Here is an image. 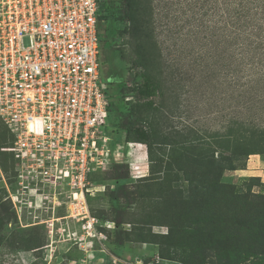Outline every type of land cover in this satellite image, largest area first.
Here are the masks:
<instances>
[{
	"label": "rangeland",
	"instance_id": "rangeland-1",
	"mask_svg": "<svg viewBox=\"0 0 264 264\" xmlns=\"http://www.w3.org/2000/svg\"><path fill=\"white\" fill-rule=\"evenodd\" d=\"M142 6L144 39L160 56V93L149 115L170 145L156 144L150 155L139 146L143 164L130 170L122 146L134 143L126 142L125 130L134 118L131 88L139 70L128 61L133 43L127 26L114 24L109 53L99 54L111 165L89 174L91 191L84 194L97 220L95 236L88 237L81 224L67 226L73 206L52 210L50 198L37 197L16 213L12 199L21 207L27 197L17 194L5 136L0 264H149L155 255L158 264H264V150L242 158L234 170L227 167L236 144L264 145V132L251 129L264 130V69H254L234 39L233 1L143 0ZM211 159L225 160L223 170L207 171L204 163ZM125 170L127 179H114ZM161 227L167 234L159 233ZM129 243L140 251L132 256Z\"/></svg>",
	"mask_w": 264,
	"mask_h": 264
},
{
	"label": "built area",
	"instance_id": "built-area-1",
	"mask_svg": "<svg viewBox=\"0 0 264 264\" xmlns=\"http://www.w3.org/2000/svg\"><path fill=\"white\" fill-rule=\"evenodd\" d=\"M99 23V0H0V122L17 194L27 197L21 207L12 199L13 208L28 209L37 197L50 198L52 210L73 206L65 219L88 237L97 222L84 196L88 176L108 171L112 156ZM153 257L149 264L162 261Z\"/></svg>",
	"mask_w": 264,
	"mask_h": 264
},
{
	"label": "trees",
	"instance_id": "trees-1",
	"mask_svg": "<svg viewBox=\"0 0 264 264\" xmlns=\"http://www.w3.org/2000/svg\"><path fill=\"white\" fill-rule=\"evenodd\" d=\"M233 11L231 19L234 22V39L238 44H242L245 51L249 53L248 62L257 71L264 69V0H232ZM143 0H99L100 23L98 29L103 34L99 37L100 55L104 53L105 57L108 52L109 44V27L122 22L132 41V53L128 58L130 66L134 70H139V82L134 83L131 88L135 99L133 105L134 118L127 125L125 130L126 142H134L148 147V155L154 145L163 146L169 144V136L163 134L160 130V124L155 123V116L151 114L153 108L152 99L159 95L160 85L157 81L160 56L157 55L156 47L147 37V26L143 19ZM103 21V23H102ZM146 36V37H145ZM143 113V114H142ZM238 127L241 126L236 124ZM255 132H264L259 128H251ZM7 136L11 142V138L7 130L0 122V144L4 145V138ZM178 136H176V139ZM178 143V139L175 144ZM258 143L253 144H236L231 151V160L227 167L234 170L236 162L242 158L256 154L264 150V145L259 146ZM3 147V146H2ZM9 155L10 173L12 174V156ZM225 164V160L219 161L209 160L204 163L207 171L223 170L221 166ZM129 176L125 170L115 180H125ZM118 245L121 242L118 241Z\"/></svg>",
	"mask_w": 264,
	"mask_h": 264
},
{
	"label": "crops",
	"instance_id": "crops-1",
	"mask_svg": "<svg viewBox=\"0 0 264 264\" xmlns=\"http://www.w3.org/2000/svg\"><path fill=\"white\" fill-rule=\"evenodd\" d=\"M140 145L141 144H136V148H132V149L128 148L127 146H122L124 154L128 156L127 164H129L130 170L131 169H136V171H139L141 165L143 164V161H144V159H143L144 158L143 157V150H140V148H139ZM132 175H133V173H132ZM143 177H145V174H142L140 176V178H143ZM64 220H66V219H64ZM65 223L69 227L76 226V224H77V223H75L73 221L72 222L65 221ZM59 224H62V223L59 222ZM129 244H131V246H132L131 249L128 247L132 251V256L135 253L137 254L140 251L139 245L137 243H129ZM118 247H119V249L121 251L124 249L121 246H118Z\"/></svg>",
	"mask_w": 264,
	"mask_h": 264
}]
</instances>
